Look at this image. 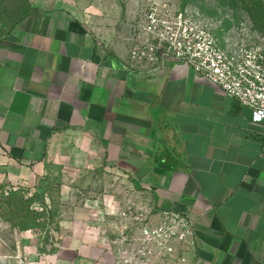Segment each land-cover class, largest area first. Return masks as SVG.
Listing matches in <instances>:
<instances>
[{
	"label": "crops",
	"instance_id": "obj_1",
	"mask_svg": "<svg viewBox=\"0 0 264 264\" xmlns=\"http://www.w3.org/2000/svg\"><path fill=\"white\" fill-rule=\"evenodd\" d=\"M50 1L0 40V157L18 188L55 156L96 159L123 198L75 208L36 264H116L105 198L187 212L197 231L189 264H261L264 121L191 67L154 70ZM6 228L0 220V257L19 240L37 250Z\"/></svg>",
	"mask_w": 264,
	"mask_h": 264
},
{
	"label": "built area",
	"instance_id": "obj_2",
	"mask_svg": "<svg viewBox=\"0 0 264 264\" xmlns=\"http://www.w3.org/2000/svg\"><path fill=\"white\" fill-rule=\"evenodd\" d=\"M129 55L152 68L184 64L209 79L229 97L251 108L254 121H264V47L243 45L236 52L224 47L208 20H196L188 7L170 0H154L145 12ZM103 207L117 223L113 240L116 264H189L197 242L195 221L187 212L148 208L132 201L116 204L103 199ZM29 239L34 238L29 234ZM36 251L19 240L0 264H36L46 255L42 237ZM55 239V240H54ZM261 264H264V252Z\"/></svg>",
	"mask_w": 264,
	"mask_h": 264
},
{
	"label": "rangeland",
	"instance_id": "obj_3",
	"mask_svg": "<svg viewBox=\"0 0 264 264\" xmlns=\"http://www.w3.org/2000/svg\"><path fill=\"white\" fill-rule=\"evenodd\" d=\"M153 1L65 0V3L93 26L104 44L123 46L129 52ZM170 1L191 9L196 20H208L215 36L231 52L243 45L264 47V0ZM49 2L0 0V40L6 39L32 9ZM69 159L51 158L52 169L40 175L32 188H18L10 179L8 164L0 157V220L7 225L10 238L32 234L34 238L30 240L39 246L43 236L46 242L54 238L74 209L87 201L108 195L123 198L112 184L111 173L100 161Z\"/></svg>",
	"mask_w": 264,
	"mask_h": 264
},
{
	"label": "trees",
	"instance_id": "obj_4",
	"mask_svg": "<svg viewBox=\"0 0 264 264\" xmlns=\"http://www.w3.org/2000/svg\"><path fill=\"white\" fill-rule=\"evenodd\" d=\"M28 14H29V13H28ZM28 14H27V15H28ZM27 15H26V16H27ZM26 16H25V17H26ZM24 19H25V18H24ZM21 21H22V20H21ZM19 23H20V22H19ZM19 23H18V24H19ZM16 25H17V24H16ZM15 27H16V26H15ZM12 31H13V30H12Z\"/></svg>",
	"mask_w": 264,
	"mask_h": 264
}]
</instances>
